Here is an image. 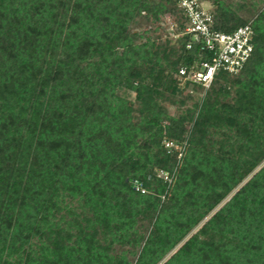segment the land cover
Returning <instances> with one entry per match:
<instances>
[{"label":"trees","instance_id":"trees-1","mask_svg":"<svg viewBox=\"0 0 264 264\" xmlns=\"http://www.w3.org/2000/svg\"><path fill=\"white\" fill-rule=\"evenodd\" d=\"M213 5L216 31L250 22ZM172 10L184 30L177 0H0V264H132L115 244L133 264H264V10L244 68L179 117L159 99L203 88L214 53L128 31Z\"/></svg>","mask_w":264,"mask_h":264},{"label":"rangeland","instance_id":"rangeland-1","mask_svg":"<svg viewBox=\"0 0 264 264\" xmlns=\"http://www.w3.org/2000/svg\"><path fill=\"white\" fill-rule=\"evenodd\" d=\"M213 1L215 0H203V6L207 9H214ZM225 6H229L232 11L236 12L238 16L246 21L253 22L259 12L264 10V0H221ZM182 19L178 11H168L166 14L159 16L157 19L150 17L149 19L144 18L142 15H138L135 11L134 17L128 26V31L140 35L142 38H138L137 42L140 40L142 42L146 41L149 37L154 40L157 45H162L164 47L172 48L178 51L182 44V32L181 31ZM183 26L185 27V21H183ZM122 47L120 46V50ZM208 88H201L196 85L182 86V89L177 94L166 93L163 98L159 99L160 104L165 108L167 114L173 117L184 116L191 110L197 103H199L204 97ZM233 93V92H232ZM120 96L127 97L133 104L135 108L136 119H139V104L136 100V95L133 92L127 90H120ZM186 128H191V123L186 122ZM215 140H220L221 136L219 134H214ZM172 145L168 146L171 148ZM167 147V144H165ZM175 156L180 158L181 153L184 151V145L174 143ZM158 176L163 177L164 180L168 178L167 173L158 172ZM168 180H170L168 178ZM134 184V182H133ZM136 187V186H135ZM229 198V197H228ZM163 199V198H162ZM228 199L224 200L212 213L217 211V209L223 205ZM73 208H78V203L73 201L70 203ZM79 211V209H76ZM207 217L205 220H207ZM202 221L191 233L190 235L197 232L201 225L205 222ZM149 231L148 224H144L139 227V232L146 236ZM189 235V236H190ZM33 236L31 235L27 250L32 242ZM26 250V252H27ZM132 248L126 245L115 244L113 246V253L120 255L122 253H127V257L133 264L136 261V254H132ZM135 251V250H134ZM173 253V252H172ZM26 256V253H25ZM24 256V259H25ZM170 256V255H169ZM167 256L165 260L169 257Z\"/></svg>","mask_w":264,"mask_h":264},{"label":"built area","instance_id":"built-area-1","mask_svg":"<svg viewBox=\"0 0 264 264\" xmlns=\"http://www.w3.org/2000/svg\"><path fill=\"white\" fill-rule=\"evenodd\" d=\"M177 5L185 17L182 36L201 41L203 49L214 53L212 62L202 63L201 71L193 75L194 81L208 88L219 71L238 74L254 51L252 22L233 32H220L212 28L213 15L203 6V0H177ZM187 47L190 48L191 43ZM180 72L184 74V70Z\"/></svg>","mask_w":264,"mask_h":264},{"label":"water","instance_id":"water-1","mask_svg":"<svg viewBox=\"0 0 264 264\" xmlns=\"http://www.w3.org/2000/svg\"><path fill=\"white\" fill-rule=\"evenodd\" d=\"M132 186L135 187V185L132 183Z\"/></svg>","mask_w":264,"mask_h":264}]
</instances>
